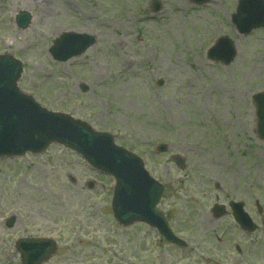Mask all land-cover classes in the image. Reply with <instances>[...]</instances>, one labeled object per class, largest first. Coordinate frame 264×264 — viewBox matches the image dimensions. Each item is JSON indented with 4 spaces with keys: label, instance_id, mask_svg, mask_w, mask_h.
<instances>
[{
    "label": "rangeland",
    "instance_id": "obj_1",
    "mask_svg": "<svg viewBox=\"0 0 264 264\" xmlns=\"http://www.w3.org/2000/svg\"><path fill=\"white\" fill-rule=\"evenodd\" d=\"M155 1L156 11L152 0H0V54L20 60L23 92L143 159L166 186L159 208L190 246L168 244L141 222L119 225L114 179L51 144L0 158V264H21L14 242L25 237L57 243L42 264H264V140L251 99L264 90V28L235 30L238 0ZM19 11L32 15L26 29L14 23ZM64 31L95 41L56 62L48 49ZM222 35L236 50L229 64L208 59ZM216 182L249 202L257 230L243 234L231 217L211 216L222 198Z\"/></svg>",
    "mask_w": 264,
    "mask_h": 264
},
{
    "label": "water",
    "instance_id": "obj_2",
    "mask_svg": "<svg viewBox=\"0 0 264 264\" xmlns=\"http://www.w3.org/2000/svg\"><path fill=\"white\" fill-rule=\"evenodd\" d=\"M17 20L21 27H26L29 16L21 13ZM232 22L239 33L264 27V0H239ZM92 41L84 35L64 34L50 52L66 59ZM235 54L233 41L223 36L208 51V58L229 64ZM7 59V56L0 58V157L20 155L26 151L40 152L50 142H60L76 150L95 168L115 177L112 210L119 223L128 225L142 221L158 228L166 239L181 242L173 236L163 213L156 208L163 187L147 174L141 160L117 147L110 134L95 132L87 124L69 116L41 110L42 119H37L32 113L23 112L17 105L23 102L24 96L12 87L15 86L14 81L9 83L5 79L4 74L10 64ZM253 99L257 107V132L259 138L264 139V92L253 95ZM10 225L11 220L8 222ZM55 247L49 239H22L18 241L17 248L23 264H40L53 253Z\"/></svg>",
    "mask_w": 264,
    "mask_h": 264
},
{
    "label": "flooded vegetation",
    "instance_id": "obj_3",
    "mask_svg": "<svg viewBox=\"0 0 264 264\" xmlns=\"http://www.w3.org/2000/svg\"><path fill=\"white\" fill-rule=\"evenodd\" d=\"M218 189L221 190V187L218 186ZM236 195H228L224 194L222 195V199L218 202V206L216 208H213L211 210V216L216 219H225L226 216L231 217L232 222L233 221V211L235 207L232 205L233 202H240L242 201L244 204V208L248 207L249 202L245 198H241L238 196V198H235ZM254 200V199H250ZM255 203V200H254Z\"/></svg>",
    "mask_w": 264,
    "mask_h": 264
}]
</instances>
